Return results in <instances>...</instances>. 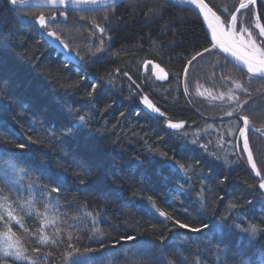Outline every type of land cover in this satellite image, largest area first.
I'll list each match as a JSON object with an SVG mask.
<instances>
[{
  "label": "trees",
  "instance_id": "trees-1",
  "mask_svg": "<svg viewBox=\"0 0 264 264\" xmlns=\"http://www.w3.org/2000/svg\"><path fill=\"white\" fill-rule=\"evenodd\" d=\"M206 1L222 21L225 17L230 20L240 3ZM10 7L6 0H0V139L4 140L0 149L25 153L21 163L27 162L30 169L38 164L49 170L60 177L65 189L51 194L55 197V221H44V232L56 241L52 244L39 242L41 219L26 214L31 210L25 202L26 188L37 180V173L32 170L30 178L11 185L13 190L8 195L12 210L25 222L20 228L13 221V230L19 229V245L29 257L36 258L35 264H65L62 254L69 235L74 237L72 243L80 249L79 254L92 257L98 264H106V257L112 264H219L222 257L217 250L244 235L232 229V235L223 238L207 229L202 234L171 227V222L151 207L148 196L161 210L192 226H199L202 220L211 225L229 216L230 225L235 221L241 227L255 224L264 229L261 177L254 176L238 137L237 115L242 110L236 107L235 99L214 102L197 97L195 92L201 85L229 92L236 83L242 84L251 92L250 98L237 93L240 102L249 99L251 108L245 105L248 111L244 114L255 128H264V99L259 98L264 93V80H249L248 74L216 49L188 66L187 60L195 52L211 48L197 13L165 0H133L106 11H64L67 20L60 11L10 12ZM157 11L161 14L153 16ZM241 12L244 15H238V29L251 28L257 15L264 16V0L258 1L257 9L252 5ZM41 13L46 18L56 16L53 23L58 27L52 30L76 50L74 53H80L79 58L83 56L78 67L66 63L47 43L46 30L32 22ZM105 15L109 21L104 20ZM81 16L85 19L79 20ZM93 23L108 26L107 36L112 39H106L104 53L96 52L101 34ZM256 32L258 29L254 35ZM41 33H45L43 39ZM101 55L104 59L97 62ZM152 63L165 70L169 79L156 80ZM186 66L187 76L183 72ZM90 81L98 84L104 100L114 101L111 108L105 110L104 103L91 110L82 107L89 100L85 85ZM143 95L164 111L165 117L157 120L156 114L151 119L135 115L134 109H144ZM77 108L80 114L91 116L86 126L79 120ZM234 108L233 115L228 116L226 113ZM165 119L183 122L184 128L169 129ZM29 136L40 142L31 143ZM52 136L55 138L49 139ZM248 138L264 176V135L250 132ZM17 143L29 146L19 149ZM199 144H206L207 151ZM161 153H167L168 158ZM173 161L190 166L187 175L173 169ZM89 169L91 174L84 175ZM224 176L228 179L221 183ZM40 182L48 181L41 177ZM202 191L205 207L198 198ZM18 195L24 210L16 203ZM231 204L236 207L230 208ZM84 205L96 215L84 216L80 210ZM38 208L44 211L42 206ZM96 229L102 231V237L96 235ZM126 235L135 239H120ZM252 239L253 244L242 255L233 248L226 264H244L258 254L264 238L259 243ZM8 242L0 237V264H29L4 256L5 251H11L6 248ZM34 247L40 251L33 252ZM89 247L95 251L86 252Z\"/></svg>",
  "mask_w": 264,
  "mask_h": 264
},
{
  "label": "snow or ice",
  "instance_id": "snow-or-ice-1",
  "mask_svg": "<svg viewBox=\"0 0 264 264\" xmlns=\"http://www.w3.org/2000/svg\"><path fill=\"white\" fill-rule=\"evenodd\" d=\"M166 2H172V0H166ZM116 3L117 0H6V4L11 6L9 8L10 12H15L20 8L30 12L33 6L47 5H51L57 10H59L61 6H71L72 8H79L81 11H106L109 8L114 9ZM179 3L190 6L191 10H198V14L203 15V18L207 22L208 28L211 32V48L205 47L202 51L195 52V54L187 60L188 66H192L193 61H196L198 57L204 56L205 53L211 52L212 49H219L221 52L234 57L236 61H239L240 64H242L247 69V73L250 74L249 80H251L253 77L264 80V23L261 22L264 20V16L257 15L251 28L240 26L238 29L237 27L238 14L239 16H243L244 13H242L241 10L248 9L250 5L256 4V0H240L239 6L231 14L230 20L228 17H225L223 21L221 20L220 16L216 15V13L212 11L208 4L205 3V0H179ZM160 14L161 13L157 11L153 13V16ZM60 16L64 17L65 20L68 19L64 11H60ZM56 19L57 18L55 15L46 18L41 13L32 22L38 24L40 28L46 30V36L51 38V40L47 41L50 46L58 47L59 45H63L61 51H65L66 53L65 62L71 63L76 58L74 55H72V52L76 50L71 49L69 43H67L57 31L52 30L58 27L57 24L53 23V21H56ZM84 19V16L80 17V20ZM104 20L109 21V17L105 15ZM93 28L101 34L99 37V46L96 48V52L104 53L106 51V39H112L111 36H107L108 26H101L99 23H93ZM254 29H258V32H256L255 35ZM44 35L45 33H41L42 39L44 38ZM76 55H80V53L77 51ZM93 55H95V53H93ZM80 58L83 59V56L81 55ZM102 59H104L103 55L98 56L97 62ZM148 63H151V61H148ZM161 71H163V69H161ZM183 72L185 76H187V66L183 69ZM124 75L128 76V73H124ZM128 78L129 80L132 79L131 76H128ZM157 78L159 79L160 77L158 76ZM133 83H135V81H133ZM137 87H139V85H137ZM236 88L240 92L245 93L246 97H251V92H249L248 89L242 84L236 83ZM85 90L87 91L89 100L82 106L83 108H89L90 110L96 109L98 103H104L105 110L112 107V103H114V101L108 102L107 100H104L102 90L98 91V84L96 82L90 81L89 84L85 85ZM185 94H187V85L185 86ZM248 98H245L242 102H240V97L238 95L233 97V95L229 94L228 96L230 101L235 99L236 107L242 110L237 115V130L240 134V137L243 138L242 151L247 153L248 163L251 165V169L253 172H255V175L261 177L259 189L264 190V176H262L261 170L257 168V164L253 159V153L249 148L248 139L249 131L264 135V128H253L249 115L244 114L246 111H248V109H245V105H249ZM259 98L264 99V93H262ZM141 102L145 107L144 109H140L138 111L134 109L133 111L135 115H146L149 119H151L153 118L152 114H156L155 118L157 120L159 117H165V112L161 111L159 107L154 105L147 95H143L141 97ZM253 103H256V101H253ZM249 108H251V105H249ZM235 110L236 109L234 108L232 111H228L226 114L228 116H232ZM75 111L78 114L79 120L86 126L90 121L91 116L80 114V108L75 109ZM120 115L124 116V113L121 112ZM241 121L242 126L239 124ZM165 123L169 129L179 130L184 128L183 122H172L165 119ZM14 131L15 130L13 129L12 132ZM54 138L55 137L52 136L49 139ZM28 140L33 144L40 142L38 140H33L30 136ZM3 142L4 140L0 139V143ZM8 142L10 143V141ZM192 143L197 144V140H193ZM28 146V143H17L15 145V147L19 149H26ZM198 146L207 151L206 144H199ZM25 155V153H10L0 149V222H3L0 224V237H3L9 241L6 244V248L11 250L5 251L4 256L13 257L15 260H26L29 261V264H35L36 258L29 257L26 254V249L19 245V241L17 239V231L19 229H17V231L13 230V221L16 225H19L20 228H24L25 222L20 215L14 214V210H12L13 202L10 200L8 195V193L13 190L11 185L18 184L19 181L23 180L25 177L30 178L32 170L37 173V180L31 181V183H29L26 188L25 202L27 203L28 208L31 209L30 211H26V214L29 218L35 215L36 218L41 219V224L38 226L41 230L40 236L38 237L39 242L52 244H55L56 241L54 238L50 239L44 232V228L47 226L44 221H55L56 218L52 213V209L56 207V204L53 203L55 197H52L51 194L61 193L65 189L60 177L50 173L49 170L39 167L38 164L34 167V169H30L27 162L21 163V159L25 157ZM42 155L47 154L44 153ZM161 155H163L165 158H168L167 153H161ZM171 166L175 170L184 172L185 175H187V172L190 170V166L184 163H179L178 161H173ZM58 167L61 168L62 171L65 170L63 165H58ZM90 174L91 169L84 173V175ZM41 177H46L48 182L41 183ZM227 179L228 177L224 176L220 182L223 183L224 180ZM17 192L19 193V189H17ZM37 196L40 197L39 200H37ZM198 198L201 201L202 207L207 206L206 197L203 195V191L199 194ZM20 199L21 197L18 195L16 203L22 210H24V205L19 204ZM147 199L150 202L151 207L155 209L160 217H163L165 220L171 222V227H178L179 229H186L187 232L202 234L204 233V230L207 229L208 232L213 236L219 233L223 238L230 237L232 235V229H235L239 233H243L244 235L239 236L237 240L230 241V243L226 245L222 251L220 249L217 250L218 257H222V259L219 260V264H226L228 253L232 251L233 248H238V254L242 255L244 250L253 244L252 238H255V243H259L260 238H264V229L255 224H248L247 227H241L240 223H236L235 221L230 225L228 222L229 216H224L219 221L211 225L208 222H204L202 220L199 226H192L189 223L181 222V220L161 210L156 205V201L151 196H148ZM221 199H223V197H221ZM38 205L43 207V212L39 210ZM50 205L51 208L49 207ZM229 207L235 208L236 205L231 204ZM80 210L83 211L84 216L86 217H94L96 215L91 211H87V205H84ZM5 215H7L6 221ZM237 219L242 220V217H237ZM94 226L95 221H93V227ZM56 231L58 233L60 229H56ZM96 235L102 237L103 233L101 230L96 229ZM177 235H179V233ZM73 239L74 237L72 235H69L67 238L66 250L62 254L65 264H98V261H94L92 257H85L83 254H79L80 249L72 243ZM120 239L132 241L135 239V237L132 235H126L122 236ZM104 243H107V241H102L101 247H103ZM117 243H119V241H117ZM220 243H223V239L220 241ZM32 251L39 252L40 249L34 247ZM85 251L94 252L95 250L89 247L86 248ZM113 251H115V248H113ZM257 259L259 260V264H264V246L260 248L258 254L250 256L248 260L244 262V264H257ZM105 260L106 264H112V261L107 257Z\"/></svg>",
  "mask_w": 264,
  "mask_h": 264
},
{
  "label": "water",
  "instance_id": "water-1",
  "mask_svg": "<svg viewBox=\"0 0 264 264\" xmlns=\"http://www.w3.org/2000/svg\"><path fill=\"white\" fill-rule=\"evenodd\" d=\"M130 1H133V0H117V3H116V6L118 5H121V4H124V3H127V2H130ZM166 1V0H165ZM259 0H256V4H254V7L257 9V3H258ZM169 3H172L174 5H177V6H182V7H185V8H188L190 9V6H187V5H182L179 3V1H176V0H172V2H169ZM205 3L208 4V2L205 0ZM208 6L212 9L213 12L216 13V15H218V13L210 6V4H208ZM31 9H39V10H57L56 8H53L51 5H47V6H33ZM20 10H24L23 8H20ZM59 11H77V12H88V11H81L79 8H72L71 6H68V7H65V6H61V8L59 9ZM195 13L198 14V10H193ZM199 17L201 18V21H202V24L205 28V31L208 35V38L211 42V32H210V29L208 28V24L207 22L204 20L203 18V15L202 14H198ZM219 16V15H218ZM221 18V17H220ZM222 20V19H221ZM46 40L49 41L51 40L50 37H47L45 36ZM48 43V42H47ZM58 43V42H56ZM49 44V43H48ZM53 49H56L57 53L59 54H62L63 57L65 58V51H61V49L63 48V45H59L58 47L57 46H51ZM224 58H226L229 62H231L234 66H236L238 69H240L241 71L245 72L246 74L247 73V69L242 65L240 64L239 61H236L234 57H232L231 55H228L224 52H221L219 49H216ZM74 55V54H72ZM75 56V55H74ZM76 58L75 60H73L71 63H76ZM250 75V74H248ZM255 78V77H254ZM153 116H155V114H152ZM252 127L254 128V126L252 125ZM243 140V138H242ZM249 148H250V145H249ZM254 159V158H253ZM255 161V160H254ZM258 168V167H257ZM253 171V170H252ZM254 176L255 177H259V176H256L255 175V172H253Z\"/></svg>",
  "mask_w": 264,
  "mask_h": 264
},
{
  "label": "rangeland",
  "instance_id": "rangeland-1",
  "mask_svg": "<svg viewBox=\"0 0 264 264\" xmlns=\"http://www.w3.org/2000/svg\"><path fill=\"white\" fill-rule=\"evenodd\" d=\"M35 10H39V9H35ZM40 11H47V10H40ZM245 38H246V36H245ZM151 66H152V69H156V70L158 69L157 64L152 63ZM195 92L197 93L196 94L197 97L206 98V99H209V100L214 101V102H222L225 100H229L228 99L229 94H231V95H233V97H235L238 95L237 93L240 91L235 86L229 92H217L214 90H209L204 85H201L195 89ZM221 97H223V98H221Z\"/></svg>",
  "mask_w": 264,
  "mask_h": 264
},
{
  "label": "flooded vegetation",
  "instance_id": "flooded-vegetation-1",
  "mask_svg": "<svg viewBox=\"0 0 264 264\" xmlns=\"http://www.w3.org/2000/svg\"><path fill=\"white\" fill-rule=\"evenodd\" d=\"M79 20H80V17H79ZM76 66H78V65H76L75 64V67ZM153 71H154V74H155V69H153ZM161 76H162V79L161 80H163V81H166L167 79H169V74L167 73L166 75L165 74H161ZM166 77V78H165ZM154 78L156 79V80H158L157 79V76L156 75H154ZM150 99V98H149ZM151 100V99H150ZM152 101V100H151ZM145 107V106H144Z\"/></svg>",
  "mask_w": 264,
  "mask_h": 264
},
{
  "label": "bare ground",
  "instance_id": "bare-ground-1",
  "mask_svg": "<svg viewBox=\"0 0 264 264\" xmlns=\"http://www.w3.org/2000/svg\"><path fill=\"white\" fill-rule=\"evenodd\" d=\"M176 1H179V0H176ZM205 29V28H204ZM187 91H188V88H187ZM242 126V125H241ZM253 133V132H252ZM256 134V133H255ZM238 135H239V133H238ZM240 141H241V139H239Z\"/></svg>",
  "mask_w": 264,
  "mask_h": 264
}]
</instances>
